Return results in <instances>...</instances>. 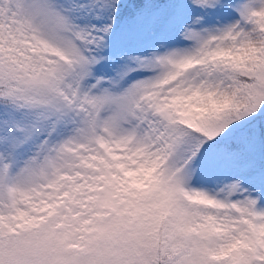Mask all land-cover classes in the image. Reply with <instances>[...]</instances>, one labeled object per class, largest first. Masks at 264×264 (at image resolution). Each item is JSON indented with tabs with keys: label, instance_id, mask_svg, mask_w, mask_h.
Masks as SVG:
<instances>
[{
	"label": "snow or ice",
	"instance_id": "snow-or-ice-1",
	"mask_svg": "<svg viewBox=\"0 0 264 264\" xmlns=\"http://www.w3.org/2000/svg\"><path fill=\"white\" fill-rule=\"evenodd\" d=\"M0 264H264V0H0Z\"/></svg>",
	"mask_w": 264,
	"mask_h": 264
}]
</instances>
